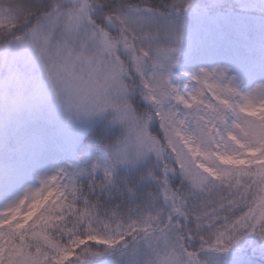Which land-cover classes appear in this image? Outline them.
<instances>
[{
  "label": "snow or ice",
  "instance_id": "6c2138e0",
  "mask_svg": "<svg viewBox=\"0 0 264 264\" xmlns=\"http://www.w3.org/2000/svg\"><path fill=\"white\" fill-rule=\"evenodd\" d=\"M0 264H264V0H0Z\"/></svg>",
  "mask_w": 264,
  "mask_h": 264
}]
</instances>
